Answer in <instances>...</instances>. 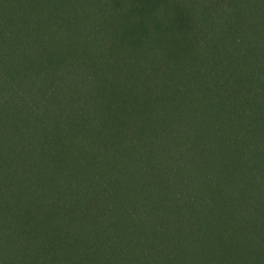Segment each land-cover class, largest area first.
<instances>
[{"label": "trees", "instance_id": "trees-1", "mask_svg": "<svg viewBox=\"0 0 264 264\" xmlns=\"http://www.w3.org/2000/svg\"><path fill=\"white\" fill-rule=\"evenodd\" d=\"M207 240L264 264V0H0V264Z\"/></svg>", "mask_w": 264, "mask_h": 264}, {"label": "rangeland", "instance_id": "rangeland-1", "mask_svg": "<svg viewBox=\"0 0 264 264\" xmlns=\"http://www.w3.org/2000/svg\"><path fill=\"white\" fill-rule=\"evenodd\" d=\"M209 221L212 222L211 219H209ZM210 222L209 223L207 221L205 222V226H204L205 231H209L210 229H212ZM209 245H211V243H209V240H207L205 244L198 246L194 252L193 259H189L188 264H207L209 263V256H210V252L208 250ZM187 252L189 253V255H191L192 248L191 247L187 248Z\"/></svg>", "mask_w": 264, "mask_h": 264}]
</instances>
